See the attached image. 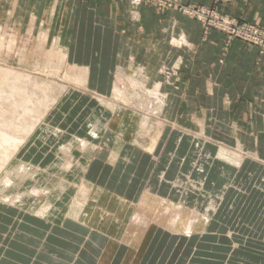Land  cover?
<instances>
[{
	"label": "crops",
	"instance_id": "1",
	"mask_svg": "<svg viewBox=\"0 0 264 264\" xmlns=\"http://www.w3.org/2000/svg\"><path fill=\"white\" fill-rule=\"evenodd\" d=\"M175 1L264 30V0ZM0 28L56 46L85 88L135 75L166 94L142 137V118L97 107L77 217L0 201V264H264V51L125 1L0 0Z\"/></svg>",
	"mask_w": 264,
	"mask_h": 264
},
{
	"label": "rangeland",
	"instance_id": "2",
	"mask_svg": "<svg viewBox=\"0 0 264 264\" xmlns=\"http://www.w3.org/2000/svg\"><path fill=\"white\" fill-rule=\"evenodd\" d=\"M184 6L189 7L193 5ZM166 10L176 9L171 8ZM186 16L190 19L198 21L188 15ZM41 42V37L36 39L30 37L22 39L20 36L12 34L9 29L5 31L0 28V81L4 82L3 80L7 78V75L9 78V80H5V84L7 86H5L4 83L3 86L1 84L2 82L0 83V93L2 92L0 94V115H2L0 116V121L5 120L3 118H6L8 121L14 119L16 127H19L18 124L22 122L23 116H25L23 108L30 105L28 102H25L23 98L32 87L33 88L30 91L31 94L28 93L27 95L32 96L31 98L33 101L38 99L41 100L48 96L51 97L48 98V100H52L50 106L44 112V119L42 121L43 124L41 123L31 135L32 137L36 133V135L32 137V139L34 138V142L36 141V144H34V142H30L28 146L25 143L23 149L27 148L30 153H28L26 157H23L22 153L24 154L25 152H21L20 155L22 158L17 160L19 165H15V168H19L21 162L22 166H24V173L23 171L16 173L15 170V173H13L10 177V186L4 190V193H2L4 196L6 195L8 197L2 200L1 198L3 195H0V201L20 206V201L15 202L12 200L15 195L20 194L21 204L25 205H22V207L28 211H31L29 209L35 202L38 203L37 205H43L48 201L51 202V207H54L63 197H68L69 203L70 199L74 198L76 195L79 187L83 185V174L81 169L83 166V152L87 145H93L92 143L94 142L93 139L95 138V131L91 132L90 129L94 127L95 122L99 121L103 115L101 114L100 109L97 108L98 106H103L100 108L103 109L104 112H107L105 113L106 116H111L112 112H115L117 108H121L135 114L136 117L138 116L139 118H142L141 128L144 127V129H141V133L139 132L142 137L143 132L145 133L149 130V126L146 125L147 119L150 118L149 115L153 114V116H155L159 114L161 108L165 106L163 104L165 102L166 95L162 88H158L159 93L157 96H160V101L159 99L157 100L155 96L150 94V92H154L155 88H150L145 84H141L135 75L125 78L126 80L121 77L118 79V76L113 77V83H116L115 86L117 84L118 86L120 85L118 88L120 90L123 89V93L127 96V100L125 102L123 100H115L113 98L114 88H85L86 83L84 84L83 80L85 79L82 77V73L75 71L65 64L63 55L56 46L49 48ZM160 73L166 82L172 77L169 70L162 69L160 70ZM15 74L16 77L18 75V79L14 78ZM2 75L6 76L3 77ZM130 79L135 80L137 85H131ZM29 84H31V87ZM36 85L40 88L34 87ZM42 85L49 86V89H43ZM13 86L14 89L11 90ZM3 89L6 93L3 92ZM86 89L92 93L82 91ZM172 89L178 90V88ZM22 93L26 94L22 96ZM81 93H85L87 99H85ZM17 94H20V96ZM90 101L93 103H90ZM156 105L161 107L157 108ZM17 110L20 113L16 112ZM40 110L44 111V107H41ZM76 139L80 141L81 144L76 142ZM31 143L32 145H30ZM140 148H142V146H140ZM69 149H71L73 155H75V158H72L70 161L68 156L65 155V151ZM46 154L50 157L52 155L55 156L48 158V156H44ZM12 162V164L10 163L11 166L14 165V159ZM67 163L71 164V167L73 168L65 171L64 166ZM75 165L80 169H76ZM2 176L3 173L0 172V179ZM34 189L40 191V193L42 192L43 194L41 193L39 196H35L32 193ZM68 190L71 192L70 195H65L64 193ZM63 209L65 210V206H63L62 210ZM16 216L17 215H15L14 218H16ZM0 242H2V240H0ZM1 249H3V247H1Z\"/></svg>",
	"mask_w": 264,
	"mask_h": 264
},
{
	"label": "bare ground",
	"instance_id": "3",
	"mask_svg": "<svg viewBox=\"0 0 264 264\" xmlns=\"http://www.w3.org/2000/svg\"><path fill=\"white\" fill-rule=\"evenodd\" d=\"M59 50V49H58ZM76 69V68H75ZM74 69V70H75ZM83 70L84 69H82V72H83ZM1 71V70H0ZM7 71H11V70H7ZM70 71V70H69ZM79 71H80V69H79ZM14 72V71H13ZM7 73V72H6ZM81 74V73H80ZM10 75V74H9ZM20 75V74H19ZM22 75V74H21ZM70 75V74H69ZM85 75V74H84ZM82 76L84 79H86L85 78V76ZM87 75V74H86ZM3 76V75H2ZM4 76H6V75H4ZM3 76V77H4ZM26 76V75H25ZM7 78H3L2 80L4 81V82H2V81H0V83L4 86V84H5V80L6 79H8L9 80V78H8V75L6 76ZM17 77H18V75H17ZM16 77V74H15V77L14 78H16V79H18ZM27 77V76H26ZM26 77H25V79H26ZM28 77H30V76H28ZM69 77V76H68ZM2 78V77H1ZM23 79H24V77H23ZM22 79V80H23ZM33 79V78H32ZM118 79H119V77H118ZM1 80V79H0ZM20 80H21V78H20ZM13 81V80H12ZM33 81V80H32ZM35 81V80H34ZM84 81V84H85V80H83ZM87 81V80H86ZM128 81V80H127ZM31 82V81H30ZM4 83V84H3ZM14 83H16V82H14ZM25 83V82H24ZM35 83V82H34ZM127 83V82H126ZM129 83V82H128ZM130 83H131V85L132 84H135V85H137L136 84V82H135V80H131L130 79ZM23 84V83H22ZM48 84V83H47ZM116 84V83H115ZM9 85V84H8ZM14 85V84H13ZM28 85V84H27ZM26 85V86H27ZM31 84H29V86H30ZM118 85V84H117ZM141 85V84H140ZM5 86H7L6 84H5ZM20 86H22V85H20ZM120 86V85H119ZM16 87V86H15ZM31 87V86H30ZM29 87V88H30ZM34 87H37V85L36 86H34ZM50 87H51V84H50ZM139 87V86H138ZM2 88V87H1ZM8 88H9V86H8ZM7 88V89H8ZM33 88V87H32ZM31 88V89H32ZM37 88H40V87H37ZM42 88L44 89V88H48L49 89V86H47V85H42ZM140 88V87H139ZM14 89V86L12 87V89L11 90H13ZM21 89H23V88H21ZM31 89H30V91H31ZM43 89H41V90H43ZM8 90H10V89H8ZM24 90V89H23ZM29 90V89H28ZM40 90V89H39ZM123 90V89H122ZM122 90H120L119 88H118V86H116V87H114V89H113V98L115 99V100H123L124 102L127 100L126 98H127V96L125 95V93H123V91ZM0 91H1V89H0ZM30 91L28 92V93H30ZM34 91V90H33ZM46 91V90H45ZM3 92H4V89H3ZM12 92V91H11ZM23 92V91H22ZM42 92H44V91H42ZM2 93V92H1ZM0 93V94H1ZM4 93H6V92H4ZM18 93V92H17ZM20 93V92H19ZM27 93V94H28ZM34 93H36V92H34ZM158 88H155L154 89V92L152 91V92H150V94L151 95H153V96H155L156 97V99L158 100L159 99V97L160 96H157L158 95ZM26 93H22V96H24ZM25 95L24 96V98H23V100H25V102H28L30 105H27V106H25V108H23L24 109V115L25 116H23V119H22V122L21 123H19L18 125H19V127L17 126L16 127V123H15V120L13 119V120H6V118H3V119H5V120H2V121H0V172H2L3 173V176L1 177V179H0V195H3L2 193H4V190H6L9 186H10V184H11V175L13 174V173H15L14 171L16 170V173H19L20 171L22 172L23 171V173H24V166H22V164H21V162H20V167L18 168H15V165H19V163L17 162V160L18 159H20V158H22L21 157V152H22V150H24L25 152L26 151H28L27 150V148L25 149H23V147H24V145H25V143H26V145H28L30 142H34V138L32 139V137H34L35 135H36V133L31 137V135L34 133V131L37 129V127H39L40 126V124L42 123V121H43V119H44V112H45V110H47L48 109V107L50 106V104H51V101L50 100H48V98H51V97H44V99H41V100H35V101H33L32 100V96H29V95ZM31 94V93H30ZM5 95V94H4ZM17 95H19L20 96V94H17ZM36 95V94H35ZM40 96H41V94H40ZM15 97H16V95H15ZM18 97V96H17ZM42 97V96H41ZM40 97V98H41ZM3 98V97H2ZM1 98V99H2ZM7 98V97H6ZM38 98V97H37ZM9 100V99H8ZM113 100V99H112ZM129 100V99H128ZM159 101H160V99H159ZM15 102V101H14ZM17 102V101H16ZM122 102V101H121ZM6 103V102H5ZM18 103V102H17ZM16 103V104H17ZM5 105V104H4ZM9 105V104H8ZM7 106V105H6ZM11 106V105H10ZM1 107V106H0ZM9 107V106H8ZM43 108L44 107V111H41L40 110V108ZM156 107L157 108H160L161 106H158V105H156ZM4 108V107H3ZM7 108V107H6ZM11 108V107H10ZM8 110H10V109H8ZM5 112H6V110H5ZM16 112H19L18 110L16 111ZM20 113V112H19ZM11 114V113H10ZM0 116H2V115H0ZM7 116H9V115H7ZM14 116V115H13ZM12 117V116H11ZM1 118V117H0ZM11 119V118H10ZM98 123V122H97ZM43 124V123H42ZM47 129H48V127H47ZM95 129V128H94ZM96 130V129H95ZM31 137V138H30ZM76 142H79L80 144H81V142L80 141H78L77 139H76ZM34 144H36V141L34 142ZM33 144V145H34ZM30 145H32V143L30 144ZM70 145V144H69ZM177 145V144H176ZM29 146V145H28ZM66 146V145H65ZM70 148V147H69ZM97 148V147H96ZM219 148V147H218ZM67 151V150H66ZM69 152V151H68ZM25 154V153H24ZM23 153H22V155H24ZM220 154V153H219ZM226 154V153H225ZM230 154V153H229ZM228 154V155H229ZM217 155V154H216ZM227 155V154H226ZM205 156V155H204ZM223 156V155H222ZM24 157V156H23ZM96 157V156H95ZM13 159H14V165H10V163L13 161ZM232 159V158H231ZM63 160V159H62ZM16 161V162H15ZM65 161V160H64ZM13 163V162H12ZM11 163V164H12ZM196 165V164H195ZM200 165V164H199ZM54 166V165H53ZM31 167V166H30ZM15 168V169H14ZM73 167H71V164H69V163H67L65 166H64V169H65V171H68L69 169L71 170ZM17 169H18V171H17ZM79 169V168H78ZM26 177H28V176H26ZM84 179V178H83ZM21 182V181H20ZM73 187V186H72ZM97 189V188H96ZM169 190V189H168ZM58 191V190H57ZM56 191V192H57ZM61 191V190H60ZM188 191V190H187ZM55 192V193H56ZM87 192H88V187H87V184L86 183H83V185L81 186V187H79V189H78V191H77V193H76V195L74 196V198H71L70 199V202L68 203V197L67 198H65V197H63L61 200H60V202L58 203V204H56L54 207H51V202H45L43 205L41 204V205H37L38 203L37 202H35L33 205H32V207L29 209V210H31L30 212H33V213H35V214H37V215H39V216H42V217H52V216H60V215H63V214H66V215H68V216H72V217H77L80 213H81V211L84 209V207H85V204H86V197H87ZM32 193L35 195V196H39L41 193H40V191H38V190H33L32 191ZM54 193V192H53ZM70 190H68L66 193H64L65 195L67 194V195H70ZM43 194V193H42ZM147 194H148V192H147ZM6 196V195H5ZM4 195L2 196V200L3 199H5V198H7L8 196H6L5 197ZM152 196V195H151ZM70 197V196H69ZM12 200L13 201H15V202H19L20 203V207H22V205L23 206H25L24 204H21V195L20 194H17V195H15L13 198H12ZM162 200V199H161ZM109 201V200H108ZM107 201V202H108ZM164 201V200H163ZM170 201V200H169ZM66 204V205H65ZM132 204V203H131ZM172 204V203H171ZM183 204V203H182ZM181 204V205H182ZM12 205V204H11ZM10 205V206H11ZM63 206H65V210L63 209L62 210V208H63ZM0 208H1V205H0ZM3 208V207H2ZM5 208V207H4ZM10 208V207H9ZM22 208H24V207H22ZM171 209H172V207H171ZM15 211V210H14ZM166 211V210H165ZM178 211V210H177ZM2 212V211H1ZM156 212V211H155ZM192 212V211H191ZM13 213V212H12ZM135 213V212H134ZM134 213H133V215H134ZM164 213V212H163ZM169 213V212H168ZM195 213V212H194ZM5 214H6V212H5ZM15 214H17V213H15ZM14 214V215H15ZM34 214V215H35ZM155 214V213H154ZM172 214H174V213H172ZM171 214V215H172ZM177 214V213H176ZM176 214H174V215H176ZM7 215V214H6ZM26 215V214H25ZM24 215V217H26ZM139 215V214H138ZM9 216V215H8ZM27 216H29L28 214H27ZM136 216V215H135ZM142 216V215H141ZM154 215H152V217H153ZM30 217V216H29ZM28 217V218H29ZM37 217V216H36ZM41 217V218H42ZM133 217V216H132ZM131 217V218H132ZM143 217V216H142ZM169 217H171L172 219H174L172 216H169ZM1 218V217H0ZM113 218V217H112ZM139 218H140V216H139ZM21 219V218H20ZM171 219V220H172ZM25 220V219H24ZM36 220V219H35ZM117 220V219H116ZM136 220V218L134 219V221ZM19 221V220H18ZM17 221V222H18ZM69 221H71V220H69ZM173 221V220H172ZM175 221V220H174ZM207 221V220H206ZM20 222V221H19ZM41 222V221H40ZM130 222H132V221H130ZM144 222H145V220H144ZM43 223V222H42ZM73 223V222H72ZM134 223V222H133ZM52 224V223H51ZM136 224V223H135ZM170 224V223H169ZM20 225V224H19ZM45 225V224H44ZM50 225V224H49ZM64 225V224H63ZM133 225V224H132ZM149 225V224H148ZM167 225V224H166ZM136 226V225H135ZM142 226H143V224H142ZM141 226V227H142ZM188 226H189V223H188ZM54 227V226H53ZM120 227V226H119ZM140 227V228H141ZM112 228V227H111ZM122 228V227H121ZM139 228V229H140ZM169 228V227H168ZM208 229V228H207ZM70 230H72V229H70ZM126 230V229H125ZM124 230V231H125ZM186 230H188V229H186ZM189 231V230H188ZM115 233V232H114ZM112 234V233H111ZM124 234V233H123ZM114 236H116V235H114ZM11 237V236H10ZM85 237V236H84ZM116 242V241H115ZM3 261V260H2Z\"/></svg>",
	"mask_w": 264,
	"mask_h": 264
},
{
	"label": "built area",
	"instance_id": "4",
	"mask_svg": "<svg viewBox=\"0 0 264 264\" xmlns=\"http://www.w3.org/2000/svg\"><path fill=\"white\" fill-rule=\"evenodd\" d=\"M133 6L151 4L161 10L176 9L201 22L205 31L210 29L224 34L228 40H241L264 51V30L239 23L217 11L203 6H184L175 0H125Z\"/></svg>",
	"mask_w": 264,
	"mask_h": 264
}]
</instances>
